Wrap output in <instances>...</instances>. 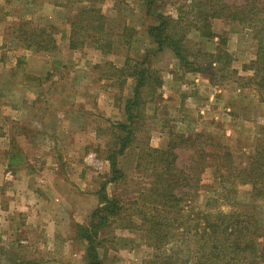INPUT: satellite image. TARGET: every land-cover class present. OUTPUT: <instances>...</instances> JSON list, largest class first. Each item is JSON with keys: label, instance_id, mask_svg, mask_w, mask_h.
<instances>
[{"label": "rangeland", "instance_id": "obj_1", "mask_svg": "<svg viewBox=\"0 0 264 264\" xmlns=\"http://www.w3.org/2000/svg\"><path fill=\"white\" fill-rule=\"evenodd\" d=\"M147 1L0 0V264L8 259L26 264V251L38 249L19 242L26 234H39L33 221L36 215L26 211V186L29 192H36L54 178L56 194L49 192L50 199L43 192L40 196L45 197V203L40 209L36 204L40 220L46 226L57 225L55 231L53 227L46 229V236L49 232L72 236L67 264H84V243L75 237L76 225H86L99 204L98 192L110 173L106 158L119 146L116 136L125 135L117 124L127 122L124 107L133 93L135 81L129 73L136 60L145 59L143 64L154 71L143 89L141 103L133 108L137 117L131 125L128 147L117 158L121 177L116 183L104 184L106 193L120 198L123 204L99 233L97 251L102 264H146L152 259L144 229L129 204L154 180L150 157L146 156L152 148L165 149L174 134L203 132L226 145L237 160L253 152L264 126V91L252 82V71H244L242 66L255 58V30L221 18L212 21V30L227 39L229 65L222 68L225 60H221L212 67L214 72L221 69L210 81L218 99L203 104L214 105V113L205 117L198 129L182 132V106L177 116H172L163 91L153 89L154 76L162 79L175 72L174 78L182 81V68L170 50L155 51L147 28L156 23L154 14L176 16V10L187 8L188 0H153L149 11ZM86 7L104 14L111 33L109 52L102 53L89 37L79 49H69L70 24ZM200 33L193 27L190 46L208 51L212 44ZM51 38L57 42L53 50H36L34 44ZM176 152L177 165H186L189 153L182 149ZM13 154H17V162L9 160ZM211 174L207 173L200 184L201 205L221 187ZM230 188L231 193L202 209L255 214L264 220V200H252L247 185ZM128 214L134 216L135 223L126 220Z\"/></svg>", "mask_w": 264, "mask_h": 264}, {"label": "trees", "instance_id": "obj_2", "mask_svg": "<svg viewBox=\"0 0 264 264\" xmlns=\"http://www.w3.org/2000/svg\"><path fill=\"white\" fill-rule=\"evenodd\" d=\"M146 3L149 11L153 0ZM185 6L187 8L183 10H176V16L162 12L154 14L156 23L148 26L147 33L156 44L155 51L170 50L184 71L204 73L213 81V76L221 69L214 72L212 67L225 60L222 68H227L230 54L225 48L227 39L212 30V21L221 18L251 28L258 38L257 51L255 58L244 64L242 70L252 71V82L264 91V0H242L239 3L188 0ZM79 16L86 19H79ZM75 17L78 20L70 24L69 48L79 49L89 37L94 39L98 50L109 52L107 42L111 33L104 14L86 7ZM193 27L201 31L200 36L204 38L218 37L215 51L190 46L188 38ZM34 45L37 51H51L57 42L55 38L41 39L38 45ZM127 63L128 58L124 65ZM143 63L145 59L136 60L129 73L135 82L133 93L124 107L127 122L117 124L125 135L116 136L119 146L106 158L110 173L98 192L99 204L91 212L86 225H76L75 237L84 243V264H102L97 251L99 233L111 218L119 214L120 204H123L120 198L106 193L104 184L116 183L122 174L117 158L128 147L132 137L131 125L137 117L133 108L141 103L143 89L154 71ZM137 66L140 67L138 70ZM231 71L236 70L231 68ZM153 83V89H158L162 79L154 76ZM259 135L253 152L243 160H237L226 145L203 132L174 134L165 149L152 148L146 153L150 157L148 164L152 165L154 180L135 201L129 203L144 229L145 244L152 249V259L146 260V264H264V220L260 216L222 211L211 213L202 209L231 193L230 187L235 184L249 186L252 200H264V126ZM178 149L189 153L186 165H177ZM16 157L17 154H13L9 160L17 162ZM209 172L221 187L216 196L201 205L199 188ZM133 217L128 214L126 220L135 223Z\"/></svg>", "mask_w": 264, "mask_h": 264}, {"label": "crops", "instance_id": "obj_3", "mask_svg": "<svg viewBox=\"0 0 264 264\" xmlns=\"http://www.w3.org/2000/svg\"><path fill=\"white\" fill-rule=\"evenodd\" d=\"M217 39V37H214V39L206 38V42H210L212 44L208 51H214L216 49ZM206 42L205 44L207 46ZM174 73L175 72L169 74V77L167 76L162 78V85L159 88L161 91H163V97H165L164 101L167 103L169 114L176 117L177 112L180 111V106H182L183 118L182 121L178 119L181 122L179 124L182 127V132L193 128L198 129L200 125L204 123V118L210 117L211 114L214 113V105L210 107V104H203L204 102L213 101L216 97V95L213 93L214 87L208 78L204 77L198 72L184 71L182 69L180 72L182 75V81H177L176 78H174ZM187 80H189L190 83H188ZM219 91H222V88H220ZM216 99H218V97H216ZM174 122L175 124L178 123L177 121ZM52 184L54 190H51ZM39 187L40 189L36 190V192H29L28 185L26 186V211L31 210L30 212L36 215L34 217L36 220L33 221L34 225L36 226L35 229L39 232L38 236H28L26 234V238L24 237L19 239V242H25L26 246L28 247L34 245L38 246V249L34 247V250H31L30 248L28 251H26V264H67L69 261L68 252H70L68 248H71L70 245L73 240L72 236H53V233L51 234V232H49L50 236H46V229H49L50 231L51 227H53V231H55L57 225L56 223H53L52 225L50 224L49 226H46L43 224V222H41V214L39 213L40 205L45 203L43 201L45 197H41L40 194L43 192L47 193L49 198V192L51 193V196L56 194L55 190L58 188L57 179L54 178L53 183L44 182V185H40ZM37 203L39 204V209L37 208ZM26 213L28 214V212ZM41 223L42 228L40 226ZM57 223L61 224L60 222ZM64 244H66V249ZM47 246L49 247L46 248ZM51 246L53 247L50 248ZM2 264L17 263L11 262L8 259V261L4 260Z\"/></svg>", "mask_w": 264, "mask_h": 264}]
</instances>
